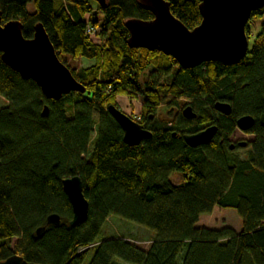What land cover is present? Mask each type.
Instances as JSON below:
<instances>
[{"label":"trees","instance_id":"16d2710c","mask_svg":"<svg viewBox=\"0 0 264 264\" xmlns=\"http://www.w3.org/2000/svg\"><path fill=\"white\" fill-rule=\"evenodd\" d=\"M165 1L188 29L201 24L198 0ZM95 10L98 22L92 24ZM0 12L3 24L21 22L27 39L41 23L59 59L86 88L47 100L0 53V260L18 254L37 264H264V7L252 14V21L262 22L255 37L250 33L242 61L190 69L127 45L126 21L154 19L138 0H108L106 8L94 0H0ZM88 25L100 30L101 45L86 35ZM64 55L93 63L76 71ZM118 95L144 101L141 120H133L153 136L137 147L124 143L107 111L117 106ZM169 97L187 100L197 118L178 114L170 126L153 128L151 115ZM216 102L231 104V115L217 112ZM248 115L255 125L244 133L255 138L240 159L230 149L231 138L237 119ZM214 125L210 144H186V134ZM172 173L184 181L175 185ZM73 176L82 179L89 201L88 219L76 227L69 224L72 207L62 186ZM215 207L235 210L241 232L199 228L200 218ZM51 214L60 216V225L37 237ZM110 217L153 231L150 248L119 237L99 242Z\"/></svg>","mask_w":264,"mask_h":264},{"label":"water","instance_id":"95a60500","mask_svg":"<svg viewBox=\"0 0 264 264\" xmlns=\"http://www.w3.org/2000/svg\"><path fill=\"white\" fill-rule=\"evenodd\" d=\"M101 7H107L108 0H94ZM140 5L154 15L151 21L130 19L125 22L129 32L127 45L130 48H143L157 51L173 58L184 69L195 68L207 62H221L227 65L242 61L249 52L247 26L253 12L264 7V0H198L202 15L201 24L193 30L188 29L171 11L165 0H138ZM92 24L98 22V11L92 13ZM0 53L5 65L17 72L23 80L33 81L41 89L47 100L59 101L71 93L86 92L68 68L58 57L44 26H35L34 35L27 39L23 35V25L18 20L2 23L0 12ZM217 112L229 116L232 106L226 102H216ZM108 113L123 131V141L129 147H137L152 138L153 132L145 129L115 105L107 107ZM49 107L45 106L43 115L47 116ZM185 119L197 118L193 107L182 110ZM237 128L250 131L255 118L243 116L237 119ZM218 131L217 126H208L194 133L186 134L184 140L191 148L210 144ZM175 135V134H174ZM239 147L245 148L248 142L241 141ZM234 144L230 149L233 150ZM63 190L72 207L71 227L84 224L89 215V201L84 195L80 176L68 177L62 182ZM61 218L57 214L47 217L45 226L37 229L41 238L47 226H58ZM0 264H37L26 261L14 254Z\"/></svg>","mask_w":264,"mask_h":264},{"label":"rangeland","instance_id":"374dc122","mask_svg":"<svg viewBox=\"0 0 264 264\" xmlns=\"http://www.w3.org/2000/svg\"><path fill=\"white\" fill-rule=\"evenodd\" d=\"M28 11H33L32 4L28 6ZM261 22L262 20H251L249 22L251 32L249 31L248 35L251 33V36L255 37L260 29ZM99 31L100 30L97 28V34L92 38V40H94L97 45H101V40L99 38L100 36H98ZM63 61L76 71L82 68H87L93 63L85 59H75L69 55H64ZM142 78V81H144L145 75H143ZM116 99L117 106L123 113L130 116L132 119L141 120L144 109V101L141 98L132 99L128 95H118ZM187 103L188 101L183 98H167L163 105L157 109L155 115H153L151 119L153 122L152 127L155 128L164 126L166 122H168L170 126L174 120H177L178 114H182V110L186 107ZM254 138L255 135L247 134L237 130L234 136L231 138V142L237 143L240 141H246L250 143L254 140ZM248 150L249 146L245 148H238L236 151H234V156L236 158L243 159L247 157ZM170 180L175 185H179L184 181V177L181 173H172ZM197 226L199 228H208L212 230L232 228L236 233H240L242 230V220L238 213L233 209H222L215 207L211 214L204 215L200 218ZM113 237L124 238L128 242L135 244L143 250H148L155 238V234L153 231L136 223L117 217H110L102 228V231L98 236V241L103 242ZM18 241V238L12 240L11 246L13 250H15Z\"/></svg>","mask_w":264,"mask_h":264},{"label":"built area","instance_id":"2783aa9c","mask_svg":"<svg viewBox=\"0 0 264 264\" xmlns=\"http://www.w3.org/2000/svg\"><path fill=\"white\" fill-rule=\"evenodd\" d=\"M85 33L92 39L97 34V28L93 27L92 25H88Z\"/></svg>","mask_w":264,"mask_h":264},{"label":"flooded vegetation","instance_id":"af4514ba","mask_svg":"<svg viewBox=\"0 0 264 264\" xmlns=\"http://www.w3.org/2000/svg\"><path fill=\"white\" fill-rule=\"evenodd\" d=\"M152 117H153V116L151 115L150 118L152 119ZM240 142H241V141H240ZM240 142L234 143V145L236 144L237 146L235 145V147H234V149H233L232 151H235L237 147H238V148H241V147H239V145H238Z\"/></svg>","mask_w":264,"mask_h":264}]
</instances>
